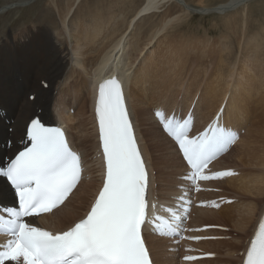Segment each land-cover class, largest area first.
<instances>
[{
  "label": "bare ground",
  "instance_id": "6f19581e",
  "mask_svg": "<svg viewBox=\"0 0 264 264\" xmlns=\"http://www.w3.org/2000/svg\"><path fill=\"white\" fill-rule=\"evenodd\" d=\"M75 1L66 0V5H64L62 0H50L47 7L38 8L33 15H28L27 20L29 21L24 22L22 28H20L21 20L23 21L25 17L16 19L17 25H14V27H16L17 31L14 33L10 30L0 32V106L5 111V115L1 113L0 115L5 117L15 114L13 134L9 132V128L12 125L10 121L12 120L6 121L0 116V168H3L5 165V157L11 156L20 147V140L23 138L25 125L28 119L34 115L37 108L42 109V117L44 119H47L48 122L52 121L51 118L54 116L50 109L55 97L54 91L62 85V81L67 78L68 74L69 76L71 75L72 80L60 89V100L64 101L62 104L66 107L72 105L75 100L79 102L77 106L80 108L84 107L85 102L81 103L84 99V89L92 85V89L89 91L91 99L89 101H91L90 106L92 111H94L95 84L102 78L112 76L115 72L119 71L124 81L127 105H129L131 110L144 151L151 165L152 173L154 170H157L159 173H157V177L153 176V193L157 192L156 196L161 199L163 209L173 208L172 204L164 203L168 201L172 202L173 200L175 201L176 209L182 211L183 215L186 214V206L190 204L187 200L192 199L189 196V179L186 178L192 174L186 169L181 157L178 156L179 153L175 148L177 144L170 140L171 137L168 138V135L166 136L165 132L161 131V135L166 138L164 139L162 136L164 142L165 140L167 141V144H165L167 147L163 146L164 142L161 141L162 139L160 141L157 140L158 136L154 132H150L148 128H143L145 118L143 119L142 116L145 117L147 114L149 116L146 118L147 120H151V118L154 120V122H151L153 127L154 125H158L153 117L151 107L157 101H161L156 104V107H160L165 116L174 115L178 119H184L186 112L192 105L195 97L199 94L196 111L193 112L196 117L193 118L192 114L191 119L193 123H196L197 127H201L213 117L221 104L227 101L223 127L234 132L236 138L240 130H246L244 131L243 139H240V143L237 145L240 148H237L238 150H245L243 156L240 157V167L243 165L244 168L240 169L242 172L239 176L228 179V182L231 181L232 183L231 189L237 192L235 198L238 197V201H242V204H239L238 208L235 205L236 212L232 205H226L222 206L224 208L223 210L220 209L219 213L217 211L214 213L211 211L214 209L215 203L208 201L206 204L209 207L202 206L197 208V212L201 213V215L198 217L199 219H197L196 224L197 226L203 224L230 226L227 224L226 218L231 215L230 217L234 219V225L232 224L231 226L235 227L241 235H251L249 230L251 228L254 229L259 216L264 211V63L254 64L255 60L260 56L258 53L260 45L251 41L255 37L249 40L251 42L247 41L244 43L241 48V55L235 57L236 49H228L226 51L224 47L221 49L217 48L216 44L220 37L218 40L213 39L214 42L211 45L209 44V46L193 39L194 42H189L190 37H197L199 34H203L200 31L198 33L194 31L186 36H181V39H176V45H174L175 54L180 55L177 58L178 61H176L175 68L167 74L166 79L159 82L160 67L156 60L150 61L151 53V55L146 54L149 64H146L147 59L142 60L137 68L132 69L135 59L139 57L143 50V44L140 42L141 38L138 39V35L140 34L137 31H135L136 33L133 32L134 34L131 32L132 38L127 48L122 41L123 35L132 24L133 19H142L143 17L145 19L147 16L154 18L160 10H164L160 21L156 25L155 23L151 24L148 30L144 31L146 34L150 32L148 35L150 41L158 31L164 30L168 24L174 26V22H180L192 13L194 15H196L195 13H201L200 9L198 11L195 7L192 10V6L187 0H142V4H131L127 11L120 12V14L113 12L110 15L108 11L115 10L116 7H119V4H124L125 1L129 3V0H111L109 3L105 2V7L102 10L98 7L99 1H97L93 6H89L85 14H82L83 7L77 6L72 16L68 19ZM196 1L199 3V7L211 9L206 13L218 14L219 16L228 15L234 11L235 14L236 11L253 0H223L212 5L206 4L204 0ZM61 3L63 6H61ZM50 4H53L57 8V16L50 12L52 10V8L51 10L49 8ZM37 5L35 1L29 6L23 4L20 7H23L22 10L24 12H28L29 10L33 11ZM12 7H8L7 9L11 10ZM176 9L178 10L177 12ZM6 11L7 13L10 12L3 9L0 10V14L6 13ZM46 19L48 21H45ZM67 19L68 22L66 23ZM134 25L137 24L135 23ZM65 26L68 28V35L73 43L71 49L68 46L67 38L63 36L64 31L61 30L62 32H60L58 29L59 27L65 28ZM139 27L142 26H138L137 29ZM57 35H62L63 38L57 40ZM173 36H177V34ZM203 37L200 36L199 38ZM171 42L175 43L172 39ZM234 59H236L235 65ZM70 61H73L76 66L70 67ZM209 64L212 65L211 69H209ZM73 69H75L73 73H70ZM83 73L89 75V77L91 76L92 80L84 78ZM43 80L49 82L48 89L43 88L41 85V81ZM181 86L184 89V93L182 99L178 101L180 95L177 94V89ZM259 87H261L263 94L258 90ZM30 93L36 94L34 101L28 99ZM147 97L150 98L148 106L144 104ZM138 101H141L143 104L138 103ZM140 105L143 106L140 107ZM71 107H68L67 110L69 111ZM182 107H187V109L183 111ZM54 118L56 119L55 121L67 127L71 141L82 152L86 172H92L93 174L87 175L91 178L90 180L85 178L81 181L77 191L59 209L38 218L45 228L54 227L56 229H63L80 218L83 215L84 209L88 206L90 198L93 195L92 189L98 181V176H95V174L99 172V163L97 164L93 158L90 160L93 150L87 153L86 150H83L84 145H88V141H93L94 139H90V136L87 135L84 136L83 129L86 127L84 115L75 117L68 112ZM251 118H255L253 124ZM76 120L78 121L76 122ZM69 122L72 124L70 125ZM91 122L94 123L93 132L95 136L93 146H91L97 149L98 142L96 140L94 116H92ZM76 129H79L81 134L78 135L77 139L74 136ZM153 130L151 129V131ZM246 137L249 139V142L246 141ZM76 142H78L80 147ZM158 148H161V150L169 148L170 151L172 150V153H164L165 155L161 153L163 154L161 156L156 155L155 152ZM226 155L217 162L216 167L222 163ZM89 163L94 168L91 167L90 169ZM223 166L227 167L226 165ZM235 166L239 165L236 164ZM155 183L158 186L157 188L154 186ZM206 185L219 187L217 183ZM221 187H224V185ZM223 193H226V191ZM205 194L206 196L203 201L208 200L206 197L214 198L227 195H217L208 192ZM200 195L198 193V196ZM181 197H183L182 200L180 199ZM201 200L198 199L194 204ZM17 206L14 192L5 182L4 178L0 176V209L4 210L7 207ZM182 206L184 209L181 208ZM189 207L190 205L187 208ZM206 207L208 209H205ZM209 212L210 214H208ZM236 213L239 214L234 218ZM209 216L213 217V219H209ZM205 219L210 222H203ZM33 220H36V218H33ZM195 220L193 219V221ZM147 230L149 229L147 228ZM147 237L156 259V264H178L175 253L177 250L172 247V244L179 243L178 240L159 238L149 232H147ZM9 239L10 237H0V240L8 241ZM230 242L204 241V245L201 247L209 249L211 245L210 250L216 252L220 250V247L222 248L223 244H226L223 248L226 247L225 250H228L226 252L227 255L231 256L235 253V248L241 247L242 244L234 242L231 244ZM228 243L230 244L228 245ZM236 261H241V258L238 257ZM7 264H15V262L10 261ZM224 264L227 263L224 262Z\"/></svg>",
  "mask_w": 264,
  "mask_h": 264
},
{
  "label": "snow or ice",
  "instance_id": "6c2138e0",
  "mask_svg": "<svg viewBox=\"0 0 264 264\" xmlns=\"http://www.w3.org/2000/svg\"><path fill=\"white\" fill-rule=\"evenodd\" d=\"M96 114L106 163L103 187L86 217L66 231L54 234L26 220L63 204L81 178L80 157L61 129L33 119L28 128L31 146L0 168V176L6 177L18 198L17 207L0 213V231L11 237L0 251V264H21V258L23 264H151L143 226L151 223L161 235L177 231L181 221L177 209L167 208L169 216H149V208L156 207L147 199L149 173L126 108L123 84L116 76L99 85ZM155 115L192 169L186 178H212L203 175V169L234 142L236 134L217 119L190 136V115L178 119L161 110ZM244 264H264V221L250 242Z\"/></svg>",
  "mask_w": 264,
  "mask_h": 264
},
{
  "label": "rangeland",
  "instance_id": "374dc122",
  "mask_svg": "<svg viewBox=\"0 0 264 264\" xmlns=\"http://www.w3.org/2000/svg\"><path fill=\"white\" fill-rule=\"evenodd\" d=\"M23 1V2H22ZM36 1V4H38L37 5V7H35V9L32 11V10H29L28 12H24V10H22V8L23 7H20L21 5H26V6H29L30 4H33L34 2ZM63 1V4L64 5H66V0H62ZM97 1H99V4H98V7L102 10V8H104L105 7V2H107V3H109V2H111V0H95V1H90V0H76L75 1V4L72 6V9L70 10L71 12L69 13V16H68V19H69V17H71L72 16V14H73V12H74V10L76 9V7L77 6H81V7H83V10H82V14H85L86 13V11L88 10V8H89V6L91 7V6H93ZM140 1V2H139ZM205 1V3L206 4H215V3H218V2H220V1H223V0H204ZM49 2H50V0H0V10H3V9H6V10H8V11H10V12H8L7 13V11H6V13H3V14H0V32L1 31H3V30H5V31H11V32H15V31H17L16 30V27H14V25H17L16 24V19H20V18H23V17H25V18H23V21L21 20V26H20V28H22L23 27V25H24V22H26V21H29V20H27V17H28V15H33L36 11H37V9L38 8H41V7H47V5L49 4ZM187 2L192 6L191 7V9L193 10L195 7V9L196 10H198V11H200L201 10V13H195L196 15H194V13H192L191 15H189V17H186V19H184V20H181L180 22H174V26H171V24L169 25L168 24V26H165V28H164V30L165 29H167V30H163V29H161L160 31H162V32H160V31H158V33H156L155 34V36L149 41V39H148V35L150 34V32H148V34H146L145 32L148 30V28L150 27V25L151 24H154L155 23V25L160 21V17H161V15L163 14V12H164V10H160L158 13H157V16H155L154 18H152V17H148L147 16V18H145V19H140V18H138V19H136V20H132V24L130 25V27L128 28V30L125 32V34L123 35V37H122V41H123V44H124V46L127 48V45L129 44V42H131V38H132V33L133 32H135V31H137V33L138 34H140V35H138V39H140L141 41L140 42H142V47H143V50L141 51V53H140V55H139V57H137L136 59H135V63L132 65V69H135V68H137L138 67V64L143 60H146L147 59V63L146 64H149V60H148V57H147V55L148 54H150L151 55V60L150 61H153V60H156L157 62H158V64H159V67H160V76H159V82H162V80L163 79H166V76H167V74L169 73V72H171L174 68H175V64H176V61H178V59L177 58H179L180 57V55L179 54H175L176 53V51L174 50V45H176V39H178V38H180L181 39V36H186L187 34H189V33H192V32H194L195 31V33H198L199 31H200V33H203V34H199L201 37H203V38H199L200 36L198 35L197 37H190L189 39H190V41L189 42H194L193 40H195V41H197V42H201L202 44H207V45H211V43H213L214 42V40H218V38L220 37V39L218 40V43L216 44V46H217V48H222V47H224L225 49H226V51L229 49H233V50H235V57L236 56H240L241 55V48H242V46L244 45V43H246L247 41H249V40H251V39H253L254 37H255V39H253V40H251L252 42H254V43H257V44H259L260 45V47L258 48V53H259V57L255 60V63L254 64H258V63H264V0H253L252 2H250L248 5H246V6H244L243 8H240L238 11H236V13H238V14H234V12H232V13H229L228 15L226 14H224V15H219L218 16V14L216 15V14H210V13H206V12H208V10H211L210 8H201V7H199V3L196 1V0H187ZM11 3V4H10ZM14 3V4H13ZM16 3V4H15ZM135 3H139V4H142L143 3V1L142 0H134V2H132V0H129V3H127V1H125L124 2V4H119V7H116V9L115 10H110V11H108L109 12V14L111 15L113 12H115V13H117V14H120V12H123V11H127L128 10V7L131 5V4H134L135 5ZM10 4V5H9ZM21 4V5H20ZM63 4L61 3V6H63ZM20 5V6H19ZM13 6V7H12ZM16 8H15V7ZM50 7V10H51V8H52V10L50 11V12H52V14H54L55 16H57L58 15V11H57V8L56 7H54V5L52 4H50L49 5ZM8 7H12V9L11 10H9V9H7ZM18 7V8H17ZM81 7H79V8H81ZM163 9V8H162ZM200 9V10H199ZM205 9H207V10H205ZM203 10V11H202ZM178 10L176 9V12H177ZM185 12V11H184ZM183 12V13H184ZM31 13V14H30ZM22 14V15H21ZM24 14H25V16H24ZM181 14V13H180ZM201 14H204V15H201ZM210 15V16H209ZM19 16V17H18ZM21 16V17H20ZM191 16V17H190ZM228 16V17H227ZM68 19L66 20V23L68 22ZM59 20V19H58ZM45 21H48L47 19L45 20ZM229 22V23H228ZM60 23V22H59ZM137 24V25H134V24ZM178 23V24H177ZM189 23V24H188ZM181 24V25H180ZM229 24V25H228ZM67 25V24H66ZM112 25V24H111ZM187 25H188V27H187ZM138 26H142V27H139V29H137V27ZM179 26V27H178ZM183 26V27H182ZM185 26V27H184ZM191 26V27H190ZM171 27H173V28H171ZM59 29V31L60 32H62V31H64V34H63V36L64 37H66L67 38V40H68V46H69V48L71 49L72 48V40H71V38H70V36L68 35L69 34V31L67 30L68 28H66V26H65V28H63V27H59L58 28ZM124 29V28H123ZM146 29V30H145ZM62 30V31H61ZM189 30H191V31H189ZM247 30V31H246ZM66 31V32H65ZM145 31V32H144ZM68 32V33H67ZM132 32V33H131ZM164 32V33H163ZM211 32V33H210ZM247 32V33H246ZM136 33V32H135ZM163 33V34H162ZM134 34V33H133ZM159 34V35H158ZM175 34H177V36H173V35H175ZM207 34V35H206ZM245 34H247V35H245ZM131 36V37H130ZM160 36H162V37H160ZM205 36H206V38H205ZM143 37H144V39H143ZM62 39L63 37H62V35H57V37H56V39L57 40H60V39ZM195 38V39H194ZM208 38V39H207ZM216 38V39H215ZM171 39L172 40H174L175 41V43L174 42H171ZM179 39V40H180ZM193 39V40H192ZM214 39V40H213ZM133 40V39H132ZM160 40V41H159ZM210 40V41H209ZM211 40H212V42H211ZM128 41V43L126 44V42ZM203 41V42H202ZM205 41V42H204ZM206 41H208V42H206ZM251 41H249V42H251ZM173 44V45H172ZM209 45V46H210ZM147 54V55H146ZM145 57V58H144ZM70 59V58H69ZM237 59V58H236ZM236 59H234V65H235V60ZM175 61V62H174ZM238 61V60H237ZM73 62V61H72ZM71 61H70V67H72L73 65L74 66H76V64L73 62L72 63ZM146 62V61H145ZM212 68V65L211 64H209V69H211ZM235 68H236V66H235ZM75 69H73V70H71L70 71V73L72 72L73 73V71H74ZM79 72V71H78ZM81 73V75H82V71L80 72ZM162 74V75H161ZM75 76H76V74H74ZM83 77L84 78H87L88 80H92V78H91V76L89 77V75H87V74H85V73H83ZM168 78V77H167ZM154 79V78H153ZM186 79V78H185ZM72 80V77H71V75L69 76V74H68V76H67V78L66 79H64V81H62V85L61 86H59V88L57 89V90H55L54 91V101L52 102V107H51V112H52V115L54 116V117H58L59 115H63L64 113L65 114H67L68 112L69 113H71V114H73L75 117H79L80 115H84V119H85V122H86V127H84V129H83V131H84V136L85 135H87V136H90V139H95V136H94V132H93V129H94V123H92L91 122V119H92V113H93V111H92V109H91V101H89V100H91L90 99V95H89V91L92 89V85H89V88L88 87H86L85 89H84V99L81 101V103H83V102H85L84 103V107L82 106V108H80L79 106H77V103H79V102H76L75 100H74V103H72V105H68V106H64V104H62V102H64V101H62V99L60 100V89L61 88H63L64 86H65V84H69L70 83V81ZM19 81H21V79H19ZM71 87V86H70ZM73 88V87H72ZM179 89H182V86L181 87H178V92H177V94L178 95H180V97L179 96H177V97H179L178 99V101H180V99H182V96H183V93H184V89H182V90H179ZM70 90H74V89H70ZM259 91H261V87H259V89H258ZM262 92V94H263V91H261ZM140 96V95H139ZM58 97H59V99H58ZM88 97H89V99H88ZM92 97V96H91ZM141 98V97H140ZM139 98V99H140ZM29 99V98H28ZM57 99V100H56ZM150 98H148L147 97V100L144 102V104L146 105V106H148L149 105V102H148V100H149ZM175 100H176V98H175ZM67 101V100H66ZM90 102V103H89ZM159 102H161V101H157L156 103H154V105H152V107H151V110H152V112H153V117H154V119L157 121V124L158 125H154V127H153V124H151V122H154V120L151 118V120L149 119V120H147L146 118H148L149 116L146 114V116L145 117H143L142 116V118L144 119L145 118V120H144V124H143V128L145 129H150L149 131L150 132H154L158 137H157V140H161L162 142H164V139H166L163 135H161V131L164 133L165 131L163 130V127H162V125H161V123L159 122V120H158V118L156 117V115H155V113L158 111V110H160V107H156L157 105L156 104H158ZM138 103H141V101H138ZM141 104H143V103H141ZM196 105H197V103H196ZM70 106H72L71 107V109L68 111L67 109H68V107H70ZM143 105H140V107H142ZM56 109V110H55ZM177 109V108H176ZM175 109V110H176ZM187 109V107H182V110L183 111H185ZM151 110H150V112H151ZM189 110V109H188ZM58 111H60V112H58ZM196 111V107H195V110H194V112ZM56 112V113H55ZM196 114H197V112H196ZM0 116H2V115H0ZM54 117H50L51 119H52V122H54L56 119L54 118ZM196 117V115L195 114H193V118H195ZM2 118H4L6 121H8V120H12V122H15V114H13V115H7V116H2ZM78 120H76V122H77ZM251 121H252V124H253V121H255V118H251ZM55 122H58V121H55ZM159 122V123H158ZM69 124L71 125L72 123H70L69 122ZM252 124H250V126H252ZM13 125H14V123L11 125V128L13 127ZM62 125H64V124H62ZM156 126V127H155ZM157 128V129H156ZM151 129H154L153 131H151ZM159 129V130H158ZM78 130V131H77ZM158 130V131H157ZM80 130L79 129H76V131H74L75 133H74V136H75V138L77 139L78 138V135H81L80 134V132H79ZM147 131V130H146ZM157 131V132H156ZM241 131V130H240ZM244 131H246L245 129H244ZM240 133V132H239ZM11 134H13V132H11ZM244 134V133H243ZM160 135V136H159ZM165 135L167 136L168 134L165 132ZM92 136V137H91ZM164 137V139H163V137ZM238 136H239V134H238ZM162 137V138H161ZM168 138H170V136L168 135L167 136ZM94 139H93V141H88V145H84V148H83V150L85 151L86 150V153L89 151V152H91V150H93L92 152H91V155L90 156H92V154L94 155L95 154V152H96V150L92 147L93 146V143H94ZM241 139H243V138H241ZM246 139V141L247 142H249V139L246 137L245 138ZM171 141H172V139H170ZM162 142H161V144H162ZM90 143V144H89ZM238 143H240V142H238ZM238 143L237 144H235V146L234 147H236L237 145H238ZM76 144L78 145V142H76ZM165 144H167V141L165 140V142L162 144L163 146H165V147H167V145H165ZM258 144H259V142H258ZM257 144V145H258ZM92 145V146H91ZM79 146V145H78ZM91 146V147H90ZM80 147V146H79ZM88 147H90V148H88ZM169 147V146H168ZM232 148L233 149V151H232V149L229 151V153H228V155H226V158L222 161V163L219 165V166H217V167H225V166H223V165H226L227 167H236V168H238L239 170L240 169H243L244 167H243V165H241V168H239V167H237V166H235L236 164L237 165H239L240 166V164H241V161H240V157L241 156H243V154L245 153V150H243V151H241V150H238V149H240L238 146L236 147V148ZM92 148V149H91ZM162 148H164V147H162ZM176 149H177V147H175ZM238 148V149H237ZM250 148H251V146H250ZM169 148H165V149H162L161 150V148H158L157 149V151L155 152L156 153V155H159V156H161V155H163L164 153L166 154V153H172L171 151H170V149L168 150ZM95 150V151H94ZM168 150V151H167ZM178 151V150H177ZM237 151V152H236ZM250 152L252 153V150L250 149ZM161 153H163V154H161ZM168 153V154H169ZM179 153V152H178ZM242 153V154H241ZM164 154V155H165ZM231 154V155H230ZM179 157H181L180 155H178ZM229 158H228V157ZM224 161H226V162H224ZM93 163V162H92ZM233 164H235V165H233ZM88 166H90L89 168L91 169V167H92V164L91 163H89L88 164ZM216 167V168H217ZM92 168H94V167H92ZM242 172V171H241ZM155 174V176L157 175L158 176V172H157V170H155V172H154ZM158 173V174H157ZM99 176L98 175V173H96L95 174V176ZM90 176V175H89ZM156 176V177H157ZM88 177V176H87ZM235 177H237V176H235ZM235 177H233V178H235ZM228 179H230V178H227L226 180L225 179H220V180H218V181H216L215 183H217L218 184V186L220 187V188H224L225 190L224 191H226V193H215V194H227V195H230V194H232V195H234V196H232V197H234L235 198V194H237V192H234L232 189H231V187H232V183H231V181L230 182H228ZM191 180H193V179H189V184H190V187H189V191H190V194H189V196L190 197H192V193H191V187H192V182H191ZM225 182H224V181ZM219 181H221V182H219ZM227 181V182H226ZM222 183V184H221ZM229 183V184H228ZM235 183V182H234ZM221 186H223L224 185V187H221ZM227 184V185H226ZM214 185V184H213ZM155 186H157V184H155ZM205 186H207L206 184H205ZM226 186V187H225ZM229 186V187H228ZM158 187V186H157ZM228 187V188H227ZM202 192V191H201ZM207 191H205L204 192V194L206 193ZM209 193V192H208ZM157 194V193H156ZM204 194H202V196L200 195V198L202 199L200 202L201 203H203L204 205L203 206H208L207 204H206V202H208V200L209 201H211L212 202V197H206V198H208V200L206 199V200H204L203 201V198L206 196V194L204 195ZM223 196V195H222ZM197 198H198V192H196V195L193 197V201L195 202L196 200H197ZM214 198H217V197H214ZM191 199V198H190ZM187 200V202H189L190 204H188L187 206H186V209L185 210H189L190 208H188L187 209V207L190 205V207H192L191 206V202H192V199L191 200ZM173 201V200H172ZM240 202V203H239ZM239 202H236V204H233L232 206H233V209L235 210V205H237V208L239 207V204H242V201H239ZM196 206V205H195ZM215 206H217L216 204H215ZM214 206V207H215ZM231 206V207H232ZM209 207V206H208ZM213 207V208H214ZM196 208H199V207H196ZM223 208L224 207H219L218 209L220 210V209H222L223 210ZM195 209V208H194ZM205 209H208L207 207L205 208ZM215 210V209H213L211 212H218L219 210ZM226 209V208H225ZM235 212H236V210H235ZM219 213V212H218ZM208 214H210V212L208 213ZM239 214V213H238ZM238 214L236 213V215H235V217L234 218H236V216H238ZM194 215H196V216H194V217H196V220L195 221H193L192 220V226H194V227H197V219H199L198 217L201 215V213L199 214V212H195L194 213ZM203 216H205V215H203ZM231 215H229L226 219H227V224L228 225H230V227H232V231H231V234H232V238L231 239H228V240H224V241H220V242H228V241H231L230 243L232 244L233 242L234 243H239V244H242L241 245V247L240 246H238V247H236L235 248V250H234V252L236 253V255H238L239 253L237 252V251H239L241 248H243V246H244V243H245V241H246V238L249 236V235H241L240 233H239V231L238 230H236V228L235 227H233V226H231L232 224L234 225V222H233V220L234 219H232L231 217H230ZM209 219H213V217L211 218L210 216L208 217ZM206 221V219L203 221V222H205ZM203 222H201V223H203ZM206 222H210V221H206ZM251 230V229H250ZM250 230H249V232H250ZM244 241H242V240ZM236 240H238V241H236ZM240 240V241H239ZM180 243V242H179ZM178 243V244H179ZM230 243H228V245L230 244ZM178 244H176V243H174V244H172V247L173 248H176V258H177V262H178V264H180V261H179V254H178V250H179V247H178ZM200 246H203L204 245V243L203 242H200V243H198ZM224 245H226V244H223V246ZM223 246H222V248L220 247L219 249V251L220 252H222V253H220L219 254V257L218 258H220V257H222V256H224L223 258H221V259H219L218 261H217V259H216V261L215 260H213V261H209V264L211 263V264H219L220 262H222L223 264H224V262H226L227 264L230 262L231 264H234L235 263V259L237 260V257L236 258H233V255H231V256H229V255H227V253L226 252H228V250H225L226 249V247H224L223 248ZM211 245L209 246V249H211ZM238 248V249H237ZM240 248V249H239ZM225 250V251H224ZM232 250V249H231ZM218 250L216 251L217 253L219 252ZM230 251V250H229ZM172 254H174V253H172ZM226 257V258H225ZM231 258V259H230ZM230 260V261H229ZM214 262V263H213ZM222 263H220V264H222ZM229 263V264H230ZM15 264H16V262H15ZM21 264H23V262H22V258H21Z\"/></svg>",
  "mask_w": 264,
  "mask_h": 264
}]
</instances>
